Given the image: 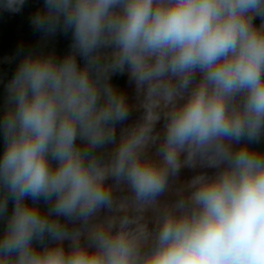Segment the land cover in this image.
I'll return each instance as SVG.
<instances>
[{
    "label": "clouds",
    "instance_id": "9594fccd",
    "mask_svg": "<svg viewBox=\"0 0 264 264\" xmlns=\"http://www.w3.org/2000/svg\"><path fill=\"white\" fill-rule=\"evenodd\" d=\"M30 24L0 81V264H264V0H42ZM182 167L212 171L161 201Z\"/></svg>",
    "mask_w": 264,
    "mask_h": 264
},
{
    "label": "trees",
    "instance_id": "16d2710c",
    "mask_svg": "<svg viewBox=\"0 0 264 264\" xmlns=\"http://www.w3.org/2000/svg\"><path fill=\"white\" fill-rule=\"evenodd\" d=\"M41 3L42 0H27L19 13L0 12V81L10 78L15 66L14 62H6L5 57L14 56L21 45L28 47L39 43L40 33L31 26L30 17ZM70 42V34L58 32L49 39L47 46L54 48L57 54H62L68 49ZM123 75L116 74L112 77L113 83L121 89ZM3 91V83H0V99Z\"/></svg>",
    "mask_w": 264,
    "mask_h": 264
},
{
    "label": "water",
    "instance_id": "95a60500",
    "mask_svg": "<svg viewBox=\"0 0 264 264\" xmlns=\"http://www.w3.org/2000/svg\"><path fill=\"white\" fill-rule=\"evenodd\" d=\"M122 90L125 93L127 99H128V104H129V116L127 118V120H125L122 123H117L116 124V134L117 136H119L120 133V129L122 127H126L129 126L130 124H132L134 121H136L142 112V109L139 107V101L137 98V94H136V90H135V85L134 83H132L129 80V77L127 75V73H124L123 75V83H122ZM162 125H163V118L161 119V121H159L156 126H155V131L157 132H161L162 134ZM158 146V142L157 145H153L149 151L150 152H154L155 151V147ZM113 146L111 144L107 145L104 151V155H107L111 148ZM201 171H208L211 172V169H204V168H200L197 167L195 169L192 168H188V167H182L179 171V173L174 176V177H170L169 178V189L159 198L161 201H172L174 199H176V189L179 188L181 185H183L184 183H186L193 175L198 174ZM109 183H113V181H109ZM130 190L128 189V187L126 185H116L114 187L113 190V195L116 198H120L123 196H127L130 195ZM107 210L106 209H101L100 211V215H106ZM152 213L149 211L146 213V219H151ZM66 227L69 229H72L74 227H79V222H71V221H66ZM149 227H152V224L149 223ZM67 241H65V246H67Z\"/></svg>",
    "mask_w": 264,
    "mask_h": 264
},
{
    "label": "flooded vegetation",
    "instance_id": "af4514ba",
    "mask_svg": "<svg viewBox=\"0 0 264 264\" xmlns=\"http://www.w3.org/2000/svg\"><path fill=\"white\" fill-rule=\"evenodd\" d=\"M10 210H11V208H10ZM10 210H9V211H10Z\"/></svg>",
    "mask_w": 264,
    "mask_h": 264
}]
</instances>
